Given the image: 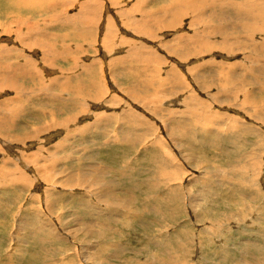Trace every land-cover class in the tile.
<instances>
[{
  "label": "rangeland",
  "instance_id": "obj_1",
  "mask_svg": "<svg viewBox=\"0 0 264 264\" xmlns=\"http://www.w3.org/2000/svg\"><path fill=\"white\" fill-rule=\"evenodd\" d=\"M43 1L34 0L33 6L22 7L10 0H0V22L5 17L14 18L5 21L4 26L12 23L17 33H4L6 27H0V61L12 60L11 65L17 64L20 58L28 61L26 55H29L41 69V78L48 75V81L55 85L49 96L58 95L52 108L47 107L53 113L48 117L39 114H46L44 103L49 99L33 98L32 105L36 107L32 106L29 113L35 118L27 127L19 128L15 115L9 120L16 129L11 132L8 120L2 119L6 121L4 129L8 130L5 133L0 126V264L19 263L16 261L19 253H25L20 264H37L36 257L30 256L36 250L39 258L51 256L48 259L52 264H82L83 254L90 264H264V117L262 121L260 118L264 112L258 113L252 106L253 101L259 105L264 99V94L257 89L264 80L252 79L257 70L249 58L243 60V56L251 57L256 52L251 50L253 45L242 47V43H250L251 30L240 26L243 19L240 8L235 13L224 5L221 7L224 13H218V8L207 5L200 16L188 10L182 15L176 11L177 16L168 17L166 11L172 8L169 5L174 6L177 0H158V4L155 0L144 3L92 0L97 8L90 14L94 19L89 21V26L93 28L94 20H98L93 36H74L76 25L68 26L64 20L66 14L73 17L78 10L72 0ZM260 1L264 5V0ZM56 2L60 3L56 5ZM121 9L127 13L119 14ZM148 12L149 19L152 15L163 24L154 20L146 25L149 33L144 34L148 32L146 29L137 33L133 26L145 25L143 16ZM107 18L113 28L112 35L103 38ZM45 19L47 26L42 24ZM24 20L40 23L36 24L40 31L35 35L46 37L44 40L49 42L43 40V43L51 46L47 49H58V64L56 60L53 66L43 58L33 42L24 45L19 42L21 39H16L19 35L23 41L28 40L29 34L22 27ZM225 30L231 34V39H226L230 46L227 48L219 44ZM56 33L68 37L57 38ZM207 36L217 46L209 48V52L193 54L184 49L175 54L172 48L179 39ZM254 41L264 43V35L256 34ZM66 42L78 51L75 55L79 54V62H90L81 65L83 69L93 67L89 73L96 79L101 98L87 105L82 99L86 105L84 114L80 111L85 108L73 102L76 93L67 102L70 108L64 110L69 115L59 113L61 94L67 92L56 84L62 83L63 72H67L60 66L72 64L71 60H60L58 47ZM3 46L14 50L8 56ZM138 46L144 53L139 56L140 60L133 53ZM124 52L128 53L126 61L122 57ZM154 52L158 57L149 61L148 54ZM78 61H73L74 65ZM82 67L76 69L77 75H71L74 80H71L70 92L80 91L76 88L83 83ZM218 71L225 81L233 74L239 76H235L233 83L223 85L220 92L215 87L221 83L215 77ZM175 79L182 83L179 89ZM30 81L27 77L28 94L33 88ZM201 83L208 87L203 89ZM85 85L80 87L85 89ZM5 88L0 89L1 116L8 110L18 111L19 105L15 104L19 92ZM229 89L239 90V96L231 97V92L227 93ZM86 97H91V93ZM247 97L258 100L242 101ZM262 107L261 103L259 108ZM197 108L199 113L188 114V110ZM78 111L83 117L89 116V122L70 114ZM211 113L215 119L219 118L212 126L200 129L202 121L210 120ZM101 115L110 116V121L99 128L95 121ZM133 116L138 118V125L128 122ZM56 121H62V125H52ZM184 132L186 138L182 139ZM179 140L181 146L175 143ZM225 173L232 175L228 177ZM130 196L135 200L131 199V204ZM109 201H119V204L115 207ZM39 226L50 237L43 244L33 235ZM85 227L90 234L84 233ZM38 236L44 238V233L40 231ZM13 252H16L15 259L9 257Z\"/></svg>",
  "mask_w": 264,
  "mask_h": 264
},
{
  "label": "bare ground",
  "instance_id": "obj_2",
  "mask_svg": "<svg viewBox=\"0 0 264 264\" xmlns=\"http://www.w3.org/2000/svg\"><path fill=\"white\" fill-rule=\"evenodd\" d=\"M11 1H13L12 3H14V2H16V4H18V6L19 5H21L22 7L23 6H26V7H31V6H33L34 4H35V2H34V0H10V2ZM45 1V0H44ZM44 1H43V3H44ZM58 1V0H57ZM60 1V0H59ZM69 1H71V0H69ZM76 1V0H75ZM89 1L90 0H77L75 3H74V0H72V2H73V4L75 5V6H77V8H78V10L77 11H81V10H86L87 8H88V3H89ZM236 1L237 0H188V1H185V0H177V1H175V3L174 2H170V3H174V6H172V5H169V6H171L172 8H168L167 9V16L168 17H174V16H177V14L175 13L176 11H179L180 12V14H178V15H182V14H185L188 10H191V11H194V12H197L196 14V16H200L199 14L200 13H202V9L203 8H205L207 5H209L210 7L209 8H218V11H216V12H218V13H224V9L223 8H221V7H223L224 5L226 6V7H229V8H232V10L236 13L237 12V10H238V8H240V10H241V14H242V17H243V19L241 20V22L239 23L240 24V26L241 27H243L245 30H247V29H249V30H251V33L249 34V36H250V38H249V41H250V43H242V47H243V49H246V48H248V45H253V47H252V49L251 50H253V52L255 51L256 53H255V55H253V56H251V57H249V56H243V60L244 59H247V58H249L250 59V61L252 62V64H253V66L256 68V70H257V73H256V75H254L253 76V78L252 79H255V81H259V80H264V43H258V44H256V42L254 41V37H255V35L256 34H258V36L259 35H264V5H263V3L259 0H240V1H238L237 3H236ZM46 2V1H45ZM37 3V2H36ZM58 3H60V2H58ZM57 2H56V5L58 4ZM38 4V3H37ZM55 4V3H54ZM61 4H62V1H61ZM233 4H236V6H235V8L233 7ZM240 4V5H239ZM238 5V6H237ZM38 6V5H37ZM48 6H50V8H51V6H52V4H48ZM64 6V5H63ZM62 6V7H63ZM65 7V6H64ZM35 8V7H34ZM49 8V7H48ZM49 8V9H50ZM52 8H53V6H52ZM51 8V9H52ZM59 8V7H58ZM60 8H61V6H60ZM36 9V8H35ZM48 9V10H49ZM5 10V9H4ZM30 10V9H29ZM46 10H47V8H46ZM45 10V11H46ZM48 10L46 11V12H48ZM133 10V9H132ZM59 11V10H58ZM123 11H124V9H121V10H119L118 11V13L119 14H126L127 13V11H124V13H123ZM11 12V11H10ZM52 12V11H51ZM54 12V11H53ZM159 12V11H158ZM205 12V11H204ZM45 13V12H44ZM214 13V12H213ZM134 14V13H133ZM9 15H12V14H9ZM165 15V14H164ZM202 15V14H201ZM4 16H6V15H4ZM52 16V15H51ZM134 16V15H133ZM132 16V17H133ZM218 16V15H217ZM220 16V15H219ZM218 16V17H219ZM17 17H19V16H17ZM135 17V16H134ZM143 17H146L143 21L144 22H146V24L144 25V23H139V24H137L136 26H133L134 28H135V30L137 31V33H139V31L140 30H144V29H146V30H148V32H144V34L145 33H149V28L148 27H146V25L147 24H150V22H154V20H156L155 19V17H152V15H150V19H149V12H148V14H146L145 16H143ZM244 17H245V19H244ZM204 18V17H203ZM14 18H9V17H5L4 18V20L2 21V22H0V27H2V29H3V27H6V26H4L5 25V23L7 22V21H12ZM91 19H93V17H91L90 15L89 16H87L86 17V19H85V21L83 22V23H80L79 25H77L78 26V28L75 26V35L74 36H77V35H79V33H81V29L82 30H90V28L92 29V27H91V24H90V26H89V21L91 20ZM42 20H44V19H42ZM64 20L65 21H67V22H69V23H71V17L68 15V14H66L65 15V17H64ZM250 20H252V23H250L249 21ZM6 21V22H5ZM28 21V20H27ZM26 20H24V22L22 23V27H25L26 28V30H27V32H28V36H27V41H23L24 39L21 37V36H16V39H21V40H19V42L20 41H22L23 43H24V45H28L29 43H31V42H33V44L35 45V46H38L39 48H40V50H41V53H42V56H43V58L45 57L48 61H50V64H52L53 66L55 65V61L58 59V53H60L59 51H58V49H55V47H52L50 50H48L47 48H48V46H50V44H46V43H43V40L46 38V37H42V38H39L38 36H36L35 35V33L37 32V31H40V27L38 28V26H36V24L37 23H39L37 20H32V21H28L27 22ZM47 20L45 19V21L43 22L42 21V24H44L43 26H47V25H49V24H47V22H46ZM92 21V20H91ZM96 21H98V20H96ZM95 20H94V22H96ZM157 21V23L158 22H160L161 24H163L161 21H159V20H156ZM93 22V23H94ZM135 22H136V20H135ZM173 22V21H172ZM171 22V23H172ZM1 24H3V25H1ZM7 24V23H6ZM12 24V23H11ZM11 24H8V26L3 30V32L5 31V32H9V33H14V35L16 34L17 35V33H16V29L14 30L13 28H12V26H11ZM40 24V23H39ZM173 24V23H172ZM14 25V24H13ZM38 25V24H37ZM96 24H94V26H95ZM114 25V24H113ZM133 25V24H132ZM168 25H169V23H168ZM236 25V24H235ZM234 25V26H235ZM16 26V25H15ZM42 26V27H43ZM69 26V25H68ZM67 26V27H68ZM232 26V25H231ZM19 27H21V26H19ZM212 27V26H211ZM169 28H172V27H169ZM231 28V27H230ZM235 28H236V26H235ZM22 29V28H21ZM112 26H111V23H110V21L108 20V18H107V20H106V22H105V24L103 25V30H102V32H103V35L101 36V37H103V38H109L111 35H112ZM165 29H168V28H165ZM91 31V33H92V30H90ZM213 31V30H212ZM214 31H215V28H214ZM226 31V30H225ZM4 32V33H5ZM17 32H19V30L17 31ZM25 32V31H24ZM141 33V32H140ZM196 33V32H195ZM199 33V32H198ZM20 34H22V33H20ZM179 34V33H178ZM72 35V34H71ZM196 35V34H195ZM205 36V35H204ZM63 37V39L64 40H66L65 38H67L68 36H62ZM191 37H193V36H191ZM202 37H203V34H202ZM223 40H221L220 41V43L219 44H223L224 45V48H227V47H230L229 45H227L228 44V41L226 40V39H231V34H230V32L229 31H226V34H221V36H220ZM260 37H263V36H260ZM34 38V39H33ZM181 38V37H180ZM33 39V40H32ZM175 39V38H174ZM179 39V38H178ZM9 41V40H8ZM10 41H11V39H10ZM44 41H46L47 43L49 42V41H47V40H44ZM212 41L208 38V36L206 37V38H202V39H200V37L198 38H194V39H190V38H184V39H179L177 42H176V44L172 47L173 49H174V51H175V54L176 53H180V51L181 50H184V49H189V50H191V52H193V54L195 53H197V54H200V53H205L206 51H208L209 50V48H217V46H216V42L215 43H211ZM64 43V42H63ZM9 44V43H8ZM60 45V44H59ZM61 46V45H60ZM148 46V45H147ZM195 46H201L202 47V49H195V50H193L192 49V47H195ZM25 47V46H24ZM51 47V46H50ZM200 47V48H201ZM27 48V47H26ZM64 50L62 51L61 50V57L60 58H63L65 55H68V54H77L78 53V51H75L72 47H71V45L70 44H68L67 42H66V44H64ZM211 48V49H212ZM12 49L13 48H11V50H8L7 48H5V46H3V52L5 51L6 52V54L8 55V53L11 51L12 52ZM17 49V48H16ZM15 49V50H16ZM135 49H136V47H135ZM139 49V48H138ZM1 50V49H0ZM14 50V49H13ZM137 50V49H136ZM140 50V49H139ZM48 51V52H47ZM66 51H68L69 53H67ZM133 51V50H132ZM173 51V52H174ZM1 52H2V50H1ZM209 52V51H208ZM213 52V51H212ZM18 53V52H17ZM131 53V55H132V52H130ZM139 53V52H138ZM138 53H136V55L138 54ZM29 54V53H28ZM154 54H155V52H154ZM2 55H5V54H3L2 53ZM12 55H13V53H12ZM11 55V56H12ZM14 55H16V54H14ZM25 55V54H24ZM79 55V54H78ZM78 55L76 56V55H70V57L72 56V60L76 63L77 61H78ZM130 55V56H131ZM152 55V54H151ZM180 55H182V54H180ZM9 56V55H8ZM10 56V57H11ZM17 56V55H16ZM27 56H29V55H27ZM69 56V55H68ZM127 56V55H126ZM154 56V55H153ZM133 57H134V55H133ZM155 57V56H154ZM158 57V56H157ZM3 58H4V56H3ZM6 58V57H5ZM131 58V57H130ZM135 58V57H134ZM133 58V59H134ZM144 59V58H143ZM149 59V58H148ZM153 59V58H152ZM5 60V59H4ZM9 60V59H8ZM159 60V59H158ZM1 61H2V59H1ZM0 61V62H1ZM29 61V60H28ZM145 61V60H144ZM149 61H150V59H149ZM206 61V60H205ZM14 62V61H13ZM29 62H31L32 63V61L30 60ZM5 63H7L6 61H5ZM5 63H0V89H1V91L3 90V87L5 88V87H8V88H10V85H9V81L8 80H10V79H14V81H16V77H15V75H10L9 76V74H11V73H9V72H11V71H16V70H18L19 69V67H20V65H19V63L17 64L18 66H14L13 64H15V63H13L12 65L10 64V63H12V60H11V62H9V63H7V64H5ZM26 63V62H25ZM25 63L23 64V66L25 67ZM219 63V62H218ZM21 64V63H20ZM206 65H208V63H205ZM212 64H214L215 65V67L217 68V67H219V65L216 63V62H213ZM239 64V63H238ZM245 64V63H244ZM83 65V64H82ZM82 65L80 64V66L82 67ZM210 65V64H209ZM21 66H22V64H21ZM28 66L29 67H27L28 69L30 68V65L28 64ZM32 66L34 67L33 69L35 70V68L37 69V74H39V75H37L36 77H34V78H38L39 80H40V82L41 81H44V79L43 78H41V75H43L42 74V71H41V69H39V68H37L34 64H32ZM76 66H79V64H76ZM86 66V65H85ZM221 66V65H220ZM242 66V65H241ZM74 67V66H73ZM209 67V66H208ZM246 67V66H245ZM26 68V67H25ZM26 68V69H27ZM46 68V67H45ZM251 68V67H250ZM20 69H22V67L20 68ZM27 69V70H28ZM30 69H32V68H30ZM32 69V70H33ZM24 70V68L22 69V71ZM27 70H24L25 71V75L27 74ZM31 70V71H32ZM32 71L31 73L29 72V76L33 73V72H35V71ZM82 70L83 71H86L87 72V74H88V81H86L87 82V84L85 85L86 86V88L88 89V91H87V95H88V93L90 94H92L93 95V97L95 98V99H93V101H95V102H99L98 101V98H99V95H97V93H98V87H97V83H96V79H94V77H93V75H91L90 76V71H92L93 70V67L90 65V66H86V68L85 69H83L82 68ZM29 71V70H28ZM79 72V71H78ZM193 72V71H192ZM219 72V71H218ZM15 73V72H14ZM91 73H93V72H91ZM16 74H18V73H16ZM21 74V73H20ZM23 74H24V72H23ZM45 74V73H44ZM76 75V74H75ZM214 75V74H213ZM212 75V76H213ZM220 75V76H219ZM219 75H215V77H218L219 79V81L221 82L220 83V85H218L217 84V86H215V87H217V89H218V91H223L222 89L224 88V86L223 85H228V83H230V82H234L236 79H234L235 78V76H236V74H233L232 76H230V80H228V81H225V79H224V77H223V75L222 74H220V72H219ZM18 76V75H17ZM23 76V75H22ZM22 76H20L21 78H22ZM28 76V77H29ZM33 76H35V75H33ZM177 76V75H176ZM239 76V75H238ZM238 76H236V77H238ZM25 77V76H24ZM60 77V76H59ZM32 78V77H31ZM177 78V77H176ZM12 79V80H13ZM23 79V78H22ZM61 79V78H60ZM78 79V77H76V79L75 80H77ZM32 80H34V79H32ZM58 80H59V78H58ZM19 81V80H18ZM22 81V80H21ZM25 82H26V80H24ZM66 81V80H65ZM80 81V80H79ZM222 81H225V82H222ZM30 82H32V81H30ZM35 82H36V80H35ZM38 82V81H37ZM40 82L38 83L39 85H43L42 83L40 84ZM68 82H69V80H68ZM171 82V81H170ZM175 82H177V89H179L180 87H182L181 86V82L178 80V79H175ZM17 83V82H16ZM19 83H21V82H19ZM33 84H34V81L32 82ZM67 83V82H66ZM72 83V82H71ZM74 83V82H73ZM77 83V82H76ZM168 83V82H167ZM185 83V82H184ZM197 83V82H196ZM205 83V82H204ZM204 83L202 84L201 83V87L203 88V89H205V88H207L206 86L204 87ZM231 83V84H232ZM31 84V83H30ZM36 84V83H35ZM48 84V85H47ZM47 87H49V88H51L52 89V87L53 86H55V85H53V82H47ZM57 84V83H56ZM79 84V83H78ZM77 84V85H78ZM254 84H256V83H254ZM12 85V84H11ZM21 85V84H20ZM61 85H62V83H61ZM66 85V84H65ZM145 85V84H144ZM264 85V83H262L261 82V84L260 85H258V86H260L259 88H257L258 90H259V93L261 92V93H263L264 94V88H262V86ZM38 86V85H37ZM45 86V85H44ZM63 86H64V84H63ZM68 86H70V84L68 85ZM74 86H75V84H74ZM73 86V87H74ZM100 86V85H99ZM13 87V86H12ZM34 87H36L35 85H34ZM47 87H45V88H47ZM21 88V87H20ZM29 88V87H28ZM27 88V89H28ZM68 88V87H67ZM66 88V89H67ZM75 88V87H74ZM6 89V88H5ZM40 89H41V87H40ZM50 89V90H51ZM65 89V88H64ZM76 89H78V88H76ZM101 89V88H100ZM233 89V88H232ZM231 89V90H232ZM18 90V92H19V94H21L20 93V91H19V88L17 89ZM24 90V89H23ZM50 90H48V92L50 91ZM60 90H62V89H60ZM240 90H241V88H240ZM10 91H11V88H10ZM13 91H15V90H13ZM22 91V90H21ZM27 90H25V92H26ZM33 92H34V90H32ZM204 92H205V90H203ZM251 91V90H250ZM249 91V92H250ZM28 92V91H27ZM32 92V93H33ZM44 92V91H43ZM47 92V93H48ZM64 92V91H63ZM66 92V91H65ZM229 92H231V97H236L237 95H238V93H239V90H237V89H235V90H233V91H230V89L227 91V93H229ZM252 92V91H251ZM24 93V92H23ZM22 93V94H23ZM49 93H51V91L49 92ZM70 93V92H69ZM102 93V92H101ZM125 93V92H124ZM226 93V92H225ZM252 93H254V92H252ZM260 93V94H261ZM19 94H18V96H19ZM51 94H53V93H51ZM73 94H75V93H73ZM80 94V93H79ZM192 94V93H191ZM219 94H221V93H219ZM262 94V95H263ZM26 94H24V96H25ZM32 95V94H31ZM30 95V96H31ZM40 95V93H36V96H39ZM43 95V94H42ZM62 95V94H61ZM194 95V94H193ZM234 95V96H233ZM254 95V94H253ZM27 96H28V94H27ZM49 96V95H48ZM48 96H47V98H48ZM53 96V95H52ZM58 95H56V97H52V98H58L57 97ZM66 96V95H65ZM64 96V97H65ZM188 96H190V95H188ZM239 96V95H238ZM20 97V96H19ZM29 97V96H28ZM33 97V96H32ZM35 97V96H34ZM50 97V96H49ZM129 97V96H128ZM193 97V96H192ZM226 97H228L227 96V94H226ZM18 98V97H17ZM38 98V97H37ZM65 98H67L68 99V101H72V98L71 97H65ZM64 98V99H65ZM81 98V100L83 99V101H84V95L82 94V97H80ZM187 98V97H186ZM53 99V100H54ZM61 99H63V97L61 98ZM60 99V100H61ZM71 99V100H70ZM73 99H74V104L76 103L77 104V106L79 107V105H82L83 107H84V102H80V103H82V104H80L79 103V97H78V94L76 93L74 96H73ZM99 99H101V98H99ZM197 99V98H196ZM66 100V99H65ZM86 100V99H85ZM228 100V99H227ZM248 100H258V99H252V98H250V97H247L246 99H244L243 100V98H242V101H248ZM89 101H92V100H89ZM101 101V100H100ZM61 102V101H60ZM64 102V101H63ZM87 102V101H86ZM224 102V101H223ZM102 103V102H101ZM228 103V102H227ZM261 103H262V108H259V106L261 105ZM261 103H259V105H258V102H256V101H253V103H252V106H253V108H254V111H256V112H258V113H261V111H263L264 112V99H263V101L261 102ZM13 104V103H12ZM61 104V103H60ZM79 104V105H78ZM197 104V103H196ZM202 104V103H201ZM195 105V104H194ZM13 106V105H12ZM62 106V105H61ZM68 106V104H67V102H64L63 103V108H62V110L64 109V107H67ZM243 106V105H242ZM9 107H11V106H9ZM69 107V106H68ZM196 107V106H195ZM195 107H192V108H195ZM198 107V106H197ZM50 108V107H49ZM70 108V107H69ZM85 108V107H84ZM201 109V106H200V108H199V110ZM2 110V109H1ZM61 110V111H62ZM78 110V109H77ZM132 110V109H131ZM202 110V109H201ZM15 111V110H14ZM212 111V110H211ZM8 112V111H7ZM80 112H83V114L84 113H86V109H84V110H81ZM200 111H198V108L197 109H195V110H188V114L189 115H192V114H196V113H199ZM247 112V111H246ZM78 113H79V111L78 112H76V115H78ZM4 114H6L5 112H4ZM53 114V113H52ZM56 114V113H55ZM55 114H54V116H55ZM80 114V113H79ZM82 114V113H81ZM1 115V114H0ZM2 115H3V113H2ZM17 115V114H16ZM73 115V114H72ZM75 115V114H74ZM73 115V116H74ZM75 115V116H76ZM173 115V114H172ZM253 115V114H252ZM169 116V115H168ZM99 117V116H98ZM107 117V118H106ZM106 117H104V115H101L95 122H96V125H99V126H97V127H99L100 128V126L101 125H103V124H105L106 122H108V121H110V116H106ZM264 117V115H260V118H261V121H262V118ZM2 118V117H1ZM0 118V119H1ZM10 118V117H9ZM56 118V117H55ZM125 118V117H124ZM218 118H219V116H218ZM218 118H216L215 119V116H214V114H210V120H204V121H202V123H201V125L199 126L200 127V129H206V127H203V126H212V124H213V121L214 120H217ZM221 118V117H220ZM112 119V118H111ZM138 118H136L135 116H133L132 118H128V122H130V121H134V123H132L131 122V124L132 125H138L137 123L138 122H136V120H137ZM165 119V118H164ZM127 121V120H126ZM5 121L3 120V122L2 123H4ZM9 122V121H8ZM12 122V121H11ZM56 122H58V123H56ZM54 124H52V125H54L55 127H58V126H61L62 125V121H56ZM13 123V122H12ZM209 123V124H208ZM263 123H264V120H263ZM0 124H1V121H0ZM140 124V123H139ZM167 124V123H166ZM183 124V123H182ZM189 124V123H188ZM203 124V125H202ZM5 125V124H4ZM64 125H66V124H64ZM165 125V124H164ZM184 125V124H183ZM189 125H191V124H189ZM2 128H3V132H5L6 133V131H7V129H4V127L2 126V125H0ZM11 126V125H10ZM84 126H85V124H84ZM105 126V125H104ZM191 126H193V127H195L196 126V124H193V125H191ZM216 126L218 127V128H220V126L216 123ZM86 127V126H85ZM84 127V128H85ZM168 127V126H167ZM179 127V126H178ZM202 127V128H201ZM52 128V127H51ZM62 128H64V127H62ZM69 128V127H68ZM67 128V129H68ZM135 128V127H134ZM9 129H11V128H9ZM67 129L65 128L64 130H66L67 131ZM96 129V128H95ZM72 130H73V128H72ZM98 129H96V131H97ZM149 130V129H148ZM133 132V131H132ZM1 133V132H0ZM9 133V132H8ZM128 133V132H127ZM69 134L70 133H68L67 134V136L66 137H68L69 136ZM237 134V133H236ZM2 135H4V134H2ZM1 135V136H2ZM9 135V134H8ZM66 135V134H65ZM128 136H130V133H129V135ZM131 136H132V134H131ZM136 136V135H135ZM138 136V135H137ZM52 137V136H51ZM63 137V136H62ZM172 137H174V136H172ZM65 138V137H64ZM63 138V139H64ZM135 138V137H134ZM139 138V137H138ZM181 138L182 139H184V138H186V132H184L183 133V135L181 136ZM237 138H239V137H237ZM2 139V138H1ZM137 139V138H136ZM26 140V139H25ZM70 140V139H69ZM7 141H11L10 139H8ZM106 141V140H105ZM122 141V140H121ZM137 141V140H136ZM2 142V141H1ZM0 142V143H1ZM61 142H64V141H61ZM131 144H132V142H130ZM138 143V142H137ZM136 143V144H137ZM174 143V142H173ZM177 145H180L181 146V140H179L178 142H175ZM157 145V144H156ZM155 145V146H156ZM176 146V145H175ZM42 148V147H41ZM68 148H70V147H66V149H68ZM94 148V147H93ZM157 148V147H156ZM10 150V149H9ZM182 156H184V153H182ZM165 157L166 156H164L163 155V158L165 159ZM244 157V156H243ZM167 158V157H166ZM33 159V158H32ZM56 159V158H55ZM175 159V158H174ZM187 159H190V157L189 158H187ZM186 159V160H187ZM48 160V159H47ZM46 160V161H47ZM173 160V159H172ZM193 160H194V158H193ZM195 161H196V158H195ZM197 162V161H196ZM58 163V162H57ZM235 164V163H234ZM237 164V163H236ZM195 168V167H194ZM197 168H199V165H198V163H197ZM237 168V167H236ZM235 168V169H236ZM14 169V168H13ZM12 169V170H13ZM2 170V169H1ZM4 170V169H3ZM19 170V169H18ZM220 170V169H219ZM223 171L222 172H226V170H224V169H222ZM228 171H229V169H227ZM243 170V169H242ZM13 171H15V170H13ZM13 171H11V172H13ZM100 171V170H99ZM221 171V170H220ZM4 172V171H3ZM161 172V171H160ZM165 172V171H164ZM163 172V173H164ZM18 173V172H17ZM16 173V174H17ZM163 173H162V175H163ZM4 174H5V172H4ZM9 174V173H8ZM8 174H6V175H8ZM20 174V173H19ZM5 175V176H6ZM12 175H13V173H12ZM18 175V174H17ZM225 175H232V174H229V173H225ZM225 175H223L224 177H225ZM15 176V175H14ZM228 176V177H229ZM25 177V176H24ZM87 177V176H86ZM227 177V178H228ZM15 179H18V176H15L14 177ZM75 178V177H74ZM226 178V179H227ZM240 178H242V177H240ZM229 179V178H228ZM246 179V178H245ZM25 180V179H24ZM5 181V180H4ZM20 181V180H19ZM239 181V180H238ZM15 182H16V180H15ZM6 183H7V180H6ZM10 183V182H9ZM19 183V182H18ZM1 184H5V182L3 183V182H1ZM22 184V183H21ZM88 197V196H87ZM130 199H129V204H131L132 202H135V200H133L132 198H131V196L129 197ZM131 199L133 200L132 202H131ZM112 200H115V199H112ZM128 200V199H127ZM110 202V201H109ZM119 201H111L110 203H112V204H114V206L116 207V206H118V203ZM106 203H107V201H106ZM111 205V204H110ZM248 205V204H247ZM113 206V205H112ZM30 207V206H29ZM261 209V208H260ZM243 210V209H242ZM262 210V209H261ZM260 211V210H259ZM36 212V211H35ZM246 212V211H245ZM32 214V213H31ZM232 214V213H231ZM238 214V213H237ZM240 216L242 215V214H239ZM34 216V215H33ZM30 217H32V216H30ZM241 218H244V215L243 216H241ZM234 219V218H233ZM242 220V219H241ZM39 225L40 226H43L44 225V223H39ZM91 225V224H90ZM37 227V229H35L34 230V232H33V235H35L36 236V238L37 239H39L40 241H42V242H39V243H45V238H47L49 235L48 234H46L43 230H42V227ZM40 231H42L43 233H44V238H39V232ZM84 233L85 234H90V232H89V229L87 228V227H85L84 228ZM70 234V233H69ZM97 236V235H96ZM98 237V236H97ZM48 238H50V237H48ZM95 238V237H94ZM93 239V238H92ZM52 243H54V242H52ZM51 243V244H52ZM60 243V242H59ZM101 243V242H100ZM57 246V245H56ZM45 247V246H44ZM54 247V246H53ZM77 247V246H76ZM52 248V247H51ZM72 248V247H71ZM47 249V248H46ZM62 249H66L65 247L64 248H62ZM41 250V249H40ZM61 250V249H60ZM74 251H75V249H73ZM78 250V249H77ZM177 250V249H176ZM243 251V250H242ZM80 252V251H79ZM245 252V251H244ZM4 253V252H3ZM3 253H1L2 255H3ZM14 253H16V252H13V253H11V254H9V257L10 258H12V259H15V255H14ZM35 253H36V255H35ZM38 253V251L36 250V252H32V253H30V256H35L36 257V262H37V264H52L51 263V261H49V259H48V257L50 258L51 256H47V257H37V254ZM76 253V252H75ZM84 253H86V252H84ZM246 253V252H245ZM245 253H242V254H245ZM5 254V253H4ZM44 254V253H43ZM78 254V253H77ZM82 254V253H81ZM6 255H8V252L6 253ZM92 255V254H91ZM153 255V254H152ZM154 255H156V254H154ZM5 256V255H4ZM18 256H19V258H17L16 259V261L17 262H19V263H14V262H10L9 264H20V258L21 257H24L25 256V253H23V254H18ZM82 256V255H81ZM85 255L83 254V256L81 257V260H82V264H90V263H87V260H86V257H84ZM255 256V255H254ZM175 257V256H174ZM72 258V257H71ZM80 258V257H79ZM78 258V259H79ZM110 258V257H109ZM163 258V257H162ZM240 259V258H239ZM69 260H71V259H69ZM72 260H74V258L72 259ZM99 260V259H98ZM101 260V259H100ZM238 260V259H237ZM241 260V259H240ZM7 260H5V262H6ZM15 261V260H14ZM89 261V260H88ZM107 261V260H106ZM55 262V261H54ZM105 262V261H104ZM164 262H165V260H164ZM240 262H242V261H240ZM237 263V262H236ZM54 264V263H53ZM56 264V263H55ZM58 264V263H57ZM68 264V263H67ZM147 264V263H146ZM161 264V263H160ZM165 264V263H164Z\"/></svg>",
  "mask_w": 264,
  "mask_h": 264
},
{
  "label": "crops",
  "instance_id": "obj_3",
  "mask_svg": "<svg viewBox=\"0 0 264 264\" xmlns=\"http://www.w3.org/2000/svg\"><path fill=\"white\" fill-rule=\"evenodd\" d=\"M142 1V3H144L145 1H147V0H141ZM155 2L158 4V0H155ZM154 2V3H155ZM153 4V3H152ZM88 5V8L86 9V10H81V11H77L75 14H74V16L72 17L71 16V23H69L68 22V25L69 24H73V25H79L80 23H83L84 21H85V19H86V17L87 16H89L90 14H92V13H95L96 12V8H97V6L93 3V1L92 0H90L89 1V3L87 4ZM174 5V4H173ZM146 9H148V5H147V8ZM158 9H159V7H158ZM94 19V18H93ZM94 24H96V22L94 23ZM96 26V25H95ZM95 26H93V28L95 27ZM102 27V26H101ZM91 29L90 28V30H92V31H94V29ZM98 29V28H97ZM172 29H175V28H172ZM89 29L88 30H84V32H82L81 34H79V35H82V36H87V35H90V36H93V32L91 33V31H90ZM104 31V30H103ZM65 33H67V32H65ZM56 35L58 36L57 38H60V37H62L63 35H64V33H56ZM69 35H71V34H69ZM102 35H103V33H102ZM64 46H59L58 48H60L62 51L64 50V48H63ZM141 46H138L134 51H133V53H134V55H135V58L136 59H139V56L141 55V56H144V53H143V50H141V48H140ZM140 50H139V49ZM51 49V48H50ZM50 49H48V50H50ZM60 50V51H61ZM189 50V49H188ZM191 51V50H190ZM48 52V51H47ZM67 53H69L68 51H66ZM139 52V53H138ZM136 53H138L137 55H136ZM9 54H10V52H9ZM74 54V53H73ZM125 54H128V53H126V52H124V54H122L123 56V58H124V60L123 61H126L127 59H125V58H128ZM152 54V55H151ZM69 55V54H68ZM68 55H65L63 58H61L60 60L62 61H67V60H71L72 61V64L70 65V66H68V67H65V68H63V67H61L60 66V68L61 69H66L67 70V72L66 73H64L63 72V76H62V85H61V83L60 82H57V84L59 83V85L64 89H66L67 87V92L66 93H63V95H61V97H60V99L63 97V99H61V104H60V106H58V108H59V113L60 114H62L63 116H65V115H69V113H67V112H65L64 110H65V108H68V106H69V103H67L68 104V106L67 107H64V109L62 110V108H63V103L64 102H68V99L67 98H65L66 96L67 97H70L71 95H72V93H77L78 94V97H79V103L81 102V98L80 97H82V94L84 95V100L86 99V105L87 104H90V102H89V100H92L93 101V99H95L94 97H93V95L91 94V97H86V95H87V91H88V89L87 88H85L84 89V87H80L82 84H87V82L86 81H88V74H87V72L86 71H82V70H80L81 72H82V77H83V83L80 85V86H77V88L79 87L80 88V91H78V92H75L74 90L73 91H71L70 92V86H71V80L73 79L74 80V76H71L73 73H75L76 74V69L78 68V69H81V66H80V64H88V63H90V62H79L78 61V64H79V66H76V65H74V62H73V60H72V56L70 57V55L68 56ZM75 55V54H74ZM155 57H154V56ZM24 56V55H23ZM27 56V55H26ZM148 58L150 59V61H152V60H155V58H157V54H156V52H155V54L154 53H150V54H148ZM153 58V59H152ZM27 60H31V57L30 56H27ZM140 60V59H139ZM24 61V59L23 58H20V61H19V65H20V67H19V69L18 70H16V71H11V72H9V73H11V74H9V76L10 75H15V77H16V81H14V79L12 80V79H10V80H8L9 81V85H10V88H11V92H16V91H18L17 89L19 88V91H20V93L21 94H19V96H18V102L17 101H15V104H19V105H17V108H18V111L16 110V109H14V110H8V112L6 113V114H3L2 116L0 115V121H1V124L0 125H4L5 124V122L4 123H2L3 121H2V119H6V120H10V119H13L14 117H15V115L17 114V119H19L17 122H15L18 126H19V128L23 125V126H25V127H27V126H29V124H30V122H32V118H35L34 117V115L33 114H30L29 113V109L30 108H32V106L33 107H36V105L35 104H33L32 105V103H33V98H34V96L36 97V93H40V95L39 96H43L44 98H46V99H49L47 102H46V104L44 103V106H46V110H45V112H46V114H39V115H41V116H45V117H48V116H52V111L50 110L51 108H52V105H54L53 104V99L54 98H52L53 96L52 95H50V97L48 96L50 93V89L51 88H49V87H47V82H48V79L49 78H47V76L48 75H45V78H44V81H41L40 82V80L38 79V78H34V77H36L37 75H39V74H37V69L35 68V70L33 69V67H32V64H33V62L31 63V62H29V61H25V62H23ZM22 64V66H21V64ZM25 63V67L27 68V67H29L28 66V64L30 65V68H32L35 72H33L30 76L28 75L29 74V72L31 73L33 70L32 69H26L24 66H23V64ZM56 63L58 64V60L56 61ZM18 64V63H17ZM17 64H13L14 66H18ZM62 64V63H61ZM74 66V67H73ZM22 67V69L24 68V70H27V74L25 75V71L23 70L22 71V69H20ZM56 67H58V65L56 66ZM42 68H43V66H42ZM59 68V67H58ZM83 68V67H82ZM32 70V71H31ZM45 71V69L43 70V72ZM15 72V73H14ZM23 72H24V74H23ZM16 73H18V74H16ZM21 73V74H20ZM18 75V76H17ZM23 75V76H22ZM33 75H35V76H33ZM51 75H54L53 73H51ZM77 75V74H76ZM20 76H22V78L20 77ZM25 76V77H24ZM29 76V77H28ZM66 76V77H65ZM27 77L28 78H30V80L33 82L34 81V84L32 83V85H33V88H32V90H34V92L33 91H31L29 94L28 93H26L25 92V90L27 89ZM32 77V78H31ZM96 78H97V76H96ZM32 79H34V80H32ZM19 80V81H18ZM22 80V81H21ZM24 80H26V82L24 81ZM35 80H36V82H35ZM66 80V81H65ZM68 80H69V82H68ZM38 81V82H37ZM17 82V83H16ZM19 82H21V83H19ZM40 82V84L42 83L43 85H39L38 83ZM67 82V83H66ZM36 83V84H35ZM12 84V85H11ZM21 84V85H20ZM47 84V85H46ZM63 84H64V86H63ZM66 84V85H65ZM70 84V86H68ZM34 85L36 86V87H34ZM38 85V86H37ZM45 85V86H44ZM13 86V87H12ZM21 87V88H20ZM40 87H41V89H40ZM45 87H47V88H45ZM10 88H8V87H6V89L8 90V91H10ZM52 88H54V86L52 87ZM24 89V90H23ZM13 90H15V91H13ZM22 90V91H21ZM48 90H50L49 92H48ZM44 91V92H43ZM150 91H152V90H150ZM24 92V93H23ZM33 92V93H32ZM48 92V93H47ZM70 92V93H69ZM89 92V91H88ZM23 93V94H22ZM80 93V94H79ZM24 94H26L25 96H24ZM27 94H28V96H27ZM32 94V95H31ZM43 94V95H42ZM31 95V96H30ZM66 95V96H65ZM97 95H99L98 93H97ZM33 96V97H32ZM47 96H48V98H47ZM65 96V97H64ZM66 100H65V99ZM64 101V102H63ZM2 102V101H1ZM6 103H8V101H5ZM80 104H82V103H80ZM62 105V106H61ZM86 105H84V107H85V109H86ZM47 107H50V109L49 108H47ZM62 110V111H61ZM0 114H1V112H0ZM71 115L73 114H75L74 112H72V113H70ZM72 115V116H73ZM76 115V114H75ZM74 115V116H75ZM78 116H79V118H81V120L83 119V121H87L88 120V118H89V116H86V117H83L81 114H79L78 113ZM10 117V118H9ZM7 121V122H8ZM91 121V120H90ZM87 122H89V121H87ZM8 125H11V129H9L11 132H14L16 129H15V127H14V125H13V127H12V122H8ZM80 127V125H78V128ZM7 129V130H8ZM23 132H27L26 130H24ZM123 140H124V138H123Z\"/></svg>",
  "mask_w": 264,
  "mask_h": 264
}]
</instances>
